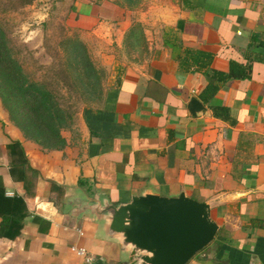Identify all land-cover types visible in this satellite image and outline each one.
<instances>
[{"label": "crops", "instance_id": "1", "mask_svg": "<svg viewBox=\"0 0 264 264\" xmlns=\"http://www.w3.org/2000/svg\"><path fill=\"white\" fill-rule=\"evenodd\" d=\"M71 8L118 42L129 24L111 0ZM149 11L144 55L106 63L113 79L62 129L61 147L25 137L0 101V264H77L73 247L92 264H122L131 248L107 206L180 191L217 223L184 264H264V0H164ZM230 61L245 75L228 77ZM207 83L216 89L201 98ZM190 95L202 110L188 111Z\"/></svg>", "mask_w": 264, "mask_h": 264}, {"label": "rangeland", "instance_id": "2", "mask_svg": "<svg viewBox=\"0 0 264 264\" xmlns=\"http://www.w3.org/2000/svg\"><path fill=\"white\" fill-rule=\"evenodd\" d=\"M71 1L32 0L22 6L4 9L6 0H0V27L13 56L29 78L46 80L56 86L65 101L70 103L73 122L65 128L67 130L74 127L79 110L94 102L92 94L95 93L93 89L84 91L74 77V63H69L65 55L69 45L67 37L75 39L84 51L85 58L77 62V66L91 64L96 70L98 83L103 87L113 79L114 66L144 55L143 27L149 25L150 6L160 5L164 0H138L132 8L119 5L125 10L122 15L129 20L119 42L114 39L115 35L107 38L97 23L79 21L72 11ZM9 2L15 3L14 0ZM140 16L142 21L136 19ZM131 25L139 27L141 34L126 37ZM100 52L106 55L103 57ZM108 62L113 65H109L110 70L106 69Z\"/></svg>", "mask_w": 264, "mask_h": 264}, {"label": "trees", "instance_id": "3", "mask_svg": "<svg viewBox=\"0 0 264 264\" xmlns=\"http://www.w3.org/2000/svg\"><path fill=\"white\" fill-rule=\"evenodd\" d=\"M6 0L4 9L15 8L30 3L32 0ZM117 5H124L132 8L138 0H111ZM140 28L129 26L126 37L130 34H141ZM69 41L67 55L68 62L73 61L75 78L80 87L87 91L93 89V101H96L103 87L98 83L96 70L88 63L80 64L85 58L84 51L75 39L67 37ZM70 39V40H69ZM245 66L235 61H230L228 66V77H237L245 75ZM216 86L207 83L200 91L199 96L205 98L214 93ZM0 101L6 110L8 117L18 126L22 134L37 142L45 148H58L64 145L65 138L61 134L62 129L68 128L73 122V110L70 103L66 102L62 93L56 86L51 85L46 80H36L28 77L22 69L17 59L13 56L11 48L4 36L3 29L0 27ZM212 111L216 115H225L226 107L222 105L212 106ZM18 146V142H15ZM19 148V147H18ZM20 159L15 168L19 178H25L26 158L22 151L18 150ZM28 168V167H27ZM32 173L35 170L28 168ZM20 171V172H19Z\"/></svg>", "mask_w": 264, "mask_h": 264}, {"label": "water", "instance_id": "4", "mask_svg": "<svg viewBox=\"0 0 264 264\" xmlns=\"http://www.w3.org/2000/svg\"><path fill=\"white\" fill-rule=\"evenodd\" d=\"M187 109L195 113L203 106L190 95ZM106 218L131 248L122 264H184L217 230L208 203L183 191L174 196L132 194L126 202L109 204Z\"/></svg>", "mask_w": 264, "mask_h": 264}, {"label": "built area", "instance_id": "5", "mask_svg": "<svg viewBox=\"0 0 264 264\" xmlns=\"http://www.w3.org/2000/svg\"><path fill=\"white\" fill-rule=\"evenodd\" d=\"M76 252L80 253L83 255V260L77 264H92V256H90L87 253H84L83 249L80 247H73Z\"/></svg>", "mask_w": 264, "mask_h": 264}]
</instances>
